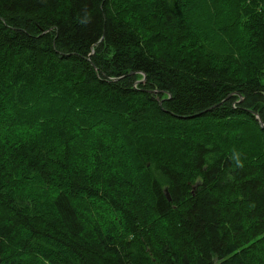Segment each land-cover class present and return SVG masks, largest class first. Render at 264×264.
<instances>
[{"label": "trees", "instance_id": "16d2710c", "mask_svg": "<svg viewBox=\"0 0 264 264\" xmlns=\"http://www.w3.org/2000/svg\"><path fill=\"white\" fill-rule=\"evenodd\" d=\"M263 69L264 0H0V264H264Z\"/></svg>", "mask_w": 264, "mask_h": 264}, {"label": "rangeland", "instance_id": "374dc122", "mask_svg": "<svg viewBox=\"0 0 264 264\" xmlns=\"http://www.w3.org/2000/svg\"><path fill=\"white\" fill-rule=\"evenodd\" d=\"M262 81V84L264 85V69H263V77H262V79H261Z\"/></svg>", "mask_w": 264, "mask_h": 264}, {"label": "water", "instance_id": "95a60500", "mask_svg": "<svg viewBox=\"0 0 264 264\" xmlns=\"http://www.w3.org/2000/svg\"><path fill=\"white\" fill-rule=\"evenodd\" d=\"M261 127H263V125L260 123Z\"/></svg>", "mask_w": 264, "mask_h": 264}]
</instances>
